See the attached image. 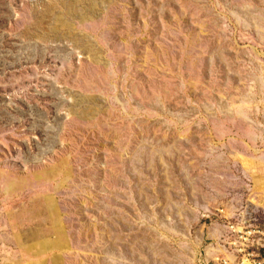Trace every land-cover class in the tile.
<instances>
[{"label":"rangeland","instance_id":"obj_1","mask_svg":"<svg viewBox=\"0 0 264 264\" xmlns=\"http://www.w3.org/2000/svg\"><path fill=\"white\" fill-rule=\"evenodd\" d=\"M246 207L264 0H0V264H213Z\"/></svg>","mask_w":264,"mask_h":264},{"label":"built area","instance_id":"obj_2","mask_svg":"<svg viewBox=\"0 0 264 264\" xmlns=\"http://www.w3.org/2000/svg\"><path fill=\"white\" fill-rule=\"evenodd\" d=\"M260 211L246 207L224 217L218 243L209 250L213 264H264V211Z\"/></svg>","mask_w":264,"mask_h":264},{"label":"bare ground","instance_id":"obj_3","mask_svg":"<svg viewBox=\"0 0 264 264\" xmlns=\"http://www.w3.org/2000/svg\"><path fill=\"white\" fill-rule=\"evenodd\" d=\"M43 246H44V249L46 250L50 245H49L48 242H45ZM210 248H211V247H209L208 251L210 250ZM40 264H41V263H40Z\"/></svg>","mask_w":264,"mask_h":264}]
</instances>
